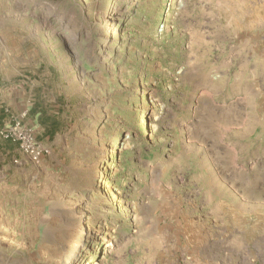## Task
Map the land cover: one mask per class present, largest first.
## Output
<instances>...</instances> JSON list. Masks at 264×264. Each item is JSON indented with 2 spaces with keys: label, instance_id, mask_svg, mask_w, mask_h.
I'll list each match as a JSON object with an SVG mask.
<instances>
[{
  "label": "rangeland",
  "instance_id": "obj_1",
  "mask_svg": "<svg viewBox=\"0 0 264 264\" xmlns=\"http://www.w3.org/2000/svg\"><path fill=\"white\" fill-rule=\"evenodd\" d=\"M4 130L0 264H264V0H0Z\"/></svg>",
  "mask_w": 264,
  "mask_h": 264
},
{
  "label": "built area",
  "instance_id": "obj_2",
  "mask_svg": "<svg viewBox=\"0 0 264 264\" xmlns=\"http://www.w3.org/2000/svg\"><path fill=\"white\" fill-rule=\"evenodd\" d=\"M2 138L8 140L10 139L11 134L8 133L6 130L0 132ZM22 150L27 153L32 159H37L41 157V155L47 150L39 145L33 138H27V140H23L21 143Z\"/></svg>",
  "mask_w": 264,
  "mask_h": 264
},
{
  "label": "bare ground",
  "instance_id": "obj_3",
  "mask_svg": "<svg viewBox=\"0 0 264 264\" xmlns=\"http://www.w3.org/2000/svg\"><path fill=\"white\" fill-rule=\"evenodd\" d=\"M87 210L85 209V210H82V213H80V215H79V218H78V223H79V229H78V232H77V237H78V240H79V242H82L83 241V239H84V237L86 236V232H85V230H84V228L85 227H83V225H82V220L84 219V217H85V212H86ZM77 226V225H76ZM73 254V253H72ZM71 254H67V257L68 256H70ZM68 262V261H67ZM74 262V261H73Z\"/></svg>",
  "mask_w": 264,
  "mask_h": 264
},
{
  "label": "trees",
  "instance_id": "obj_4",
  "mask_svg": "<svg viewBox=\"0 0 264 264\" xmlns=\"http://www.w3.org/2000/svg\"><path fill=\"white\" fill-rule=\"evenodd\" d=\"M31 112L33 113V114H38V115H42V113L40 112V111H38L35 107H33L32 109H31ZM51 124H52V129H53V127H55L56 126V123L54 122V121H52V120H50L49 121ZM54 130V129H53ZM53 130H50L49 131V134H51L52 132H53Z\"/></svg>",
  "mask_w": 264,
  "mask_h": 264
}]
</instances>
